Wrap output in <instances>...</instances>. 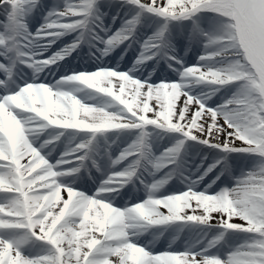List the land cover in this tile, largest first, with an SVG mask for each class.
I'll return each mask as SVG.
<instances>
[{
	"label": "snow or ice",
	"instance_id": "6c2138e0",
	"mask_svg": "<svg viewBox=\"0 0 264 264\" xmlns=\"http://www.w3.org/2000/svg\"><path fill=\"white\" fill-rule=\"evenodd\" d=\"M0 264H264V0H0Z\"/></svg>",
	"mask_w": 264,
	"mask_h": 264
},
{
	"label": "rangeland",
	"instance_id": "374dc122",
	"mask_svg": "<svg viewBox=\"0 0 264 264\" xmlns=\"http://www.w3.org/2000/svg\"><path fill=\"white\" fill-rule=\"evenodd\" d=\"M161 75H163V73H161ZM164 247H166V245L158 246V250H164Z\"/></svg>",
	"mask_w": 264,
	"mask_h": 264
}]
</instances>
